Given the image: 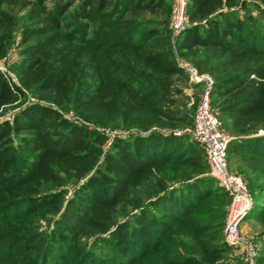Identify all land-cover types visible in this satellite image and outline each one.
Segmentation results:
<instances>
[{
  "label": "trees",
  "instance_id": "obj_1",
  "mask_svg": "<svg viewBox=\"0 0 264 264\" xmlns=\"http://www.w3.org/2000/svg\"><path fill=\"white\" fill-rule=\"evenodd\" d=\"M171 6L0 0V57L26 10L18 83L0 71V110L19 104L0 123V264H223L230 195L203 146L173 133L193 113L174 85ZM188 14L175 47L214 77L248 218L264 222V0H189ZM107 129L130 133L107 145Z\"/></svg>",
  "mask_w": 264,
  "mask_h": 264
},
{
  "label": "built area",
  "instance_id": "obj_2",
  "mask_svg": "<svg viewBox=\"0 0 264 264\" xmlns=\"http://www.w3.org/2000/svg\"><path fill=\"white\" fill-rule=\"evenodd\" d=\"M188 2L189 0L172 1L170 29L173 39L192 24L188 14ZM177 61L190 82L201 88L193 124L185 131L188 130L192 138L203 146L209 174L216 179L218 186L231 196L232 206L224 228L225 241L239 253L241 264H258V248L253 239L242 231V222L252 207L253 195L244 178L233 172L228 162L227 149L234 137L224 129L212 106L215 79L209 73L200 72L195 65L184 58ZM5 75L11 79L7 73ZM106 133L109 135V144L116 135L125 136L119 133V130L107 129ZM173 133L180 136L182 131L174 129Z\"/></svg>",
  "mask_w": 264,
  "mask_h": 264
},
{
  "label": "rangeland",
  "instance_id": "obj_3",
  "mask_svg": "<svg viewBox=\"0 0 264 264\" xmlns=\"http://www.w3.org/2000/svg\"><path fill=\"white\" fill-rule=\"evenodd\" d=\"M170 1L172 2L173 0H170ZM251 11L255 15H260V12L255 8H252ZM14 12L17 14L18 19H20L19 25H18V30L16 33V40H15L14 45L9 50L8 54L3 56V57H0V69L3 70L5 73H7L13 81L18 83L17 74H16V72L12 66L14 65V63L19 61L21 58L20 46H18V43H19V39H20V29L25 23V19H23V17L26 14V10L25 11L15 10ZM243 12H244V10H240V15ZM174 41H175V39L173 40V43H172V45H173L172 50L174 51L175 59L178 60V59L184 58V59L188 60L189 62H191L193 65H195L192 58L181 57L179 55V53L175 47ZM174 85L176 88L180 89L182 91V93H184V95H185V97H183V98H180V96L178 97V99L180 98V101H181V103H179L181 111L182 112L183 111L184 112H188V111L192 112L193 113L192 119L194 121V114H195L196 107H197V104L199 101V94H200L201 88L199 86L193 85L190 82V79L187 76V74L185 73V71L181 76L177 77V80H176ZM28 99H30V101L35 100V98L32 97L30 94H29ZM18 106H19V104L17 103V104L7 105V106L3 107L0 110V123L5 121V120L12 121L14 113L17 112L19 109ZM215 111H216L220 121L222 122L224 129L227 131V129H226V121H227L226 116L219 113L217 105H215ZM187 127L188 126H181L177 129H180L182 131L181 135H184L188 139L189 138L193 139L191 134L188 132V130L185 131V129ZM261 131L259 132V134H261L263 132V131L262 132ZM120 132H121V134H125V135H128L130 133V131H128V130H120L119 133ZM177 136H179V135H177ZM108 142H109V140L107 141V145H109ZM228 162H229L231 170L233 172L241 175L244 178V180L247 182L249 188L252 190V185L250 184V181L248 180V178L243 173L244 165L239 160V158L236 156L228 157ZM231 206H232V200H231V196H230L229 203L226 206L225 224L228 220ZM249 213H250V211H249ZM249 213L246 215V218L242 222V231L245 235H247L253 239L254 243L256 244V246L258 248V251H259L258 264H264V222H261L260 220H258L256 218H248ZM41 222L43 224L42 228H46L48 226L44 220H42ZM224 228H225V225H224ZM224 228H223V238H224ZM224 240H225V238H224ZM218 261H220V263H223V264H241V259H240L239 253L231 247L228 250L224 251L222 254H220V256L218 257Z\"/></svg>",
  "mask_w": 264,
  "mask_h": 264
},
{
  "label": "water",
  "instance_id": "obj_4",
  "mask_svg": "<svg viewBox=\"0 0 264 264\" xmlns=\"http://www.w3.org/2000/svg\"><path fill=\"white\" fill-rule=\"evenodd\" d=\"M262 132V131H261Z\"/></svg>",
  "mask_w": 264,
  "mask_h": 264
}]
</instances>
